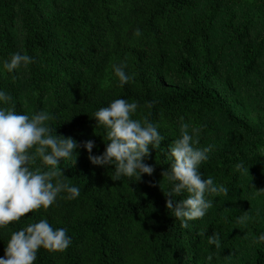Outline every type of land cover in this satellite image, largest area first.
I'll use <instances>...</instances> for the list:
<instances>
[{
	"label": "trees",
	"instance_id": "1",
	"mask_svg": "<svg viewBox=\"0 0 264 264\" xmlns=\"http://www.w3.org/2000/svg\"><path fill=\"white\" fill-rule=\"evenodd\" d=\"M17 52L33 62L8 73L2 64ZM120 64L131 77L123 86L113 73ZM260 82L264 0H0V90L12 97L0 106L29 117L44 111L57 136L80 145L58 165L80 195L62 193L47 210L0 229V257L11 232L47 219L67 230L71 244L63 252L38 250L34 264H203L210 256L220 264H264V244L252 243L264 233ZM238 91L258 114L255 125L229 104ZM115 99L137 102L133 119L156 124L164 137L144 160L152 175L138 181L116 180L83 147L92 140V155L104 152L93 115ZM182 123L190 133L199 129L197 147H211L202 178L227 189L188 228L166 208L169 185L161 175ZM30 166L46 167L39 157ZM244 212L249 219L238 225ZM213 233L219 239L209 243Z\"/></svg>",
	"mask_w": 264,
	"mask_h": 264
},
{
	"label": "clouds",
	"instance_id": "2",
	"mask_svg": "<svg viewBox=\"0 0 264 264\" xmlns=\"http://www.w3.org/2000/svg\"><path fill=\"white\" fill-rule=\"evenodd\" d=\"M134 35L139 37L140 30L136 29ZM32 62L33 57L17 52L5 60L2 67L8 73H13ZM124 68V64L113 66V73L121 86L131 80ZM11 101L12 97L0 90V105ZM137 109V102L124 99H115L108 106L101 107L93 118L97 122L96 127L103 129L107 140L104 141V152L92 155L94 141L83 142L91 164L111 166L116 180L128 177L138 181L143 175L151 176L154 169L144 160L150 148L159 149L164 140L156 124L147 119L143 122L133 119ZM49 119L44 111L29 117L17 113L13 107L0 106V229L19 221L33 210H47L62 193L69 200L80 195V189L69 185L58 167L64 160L76 157L78 153L75 150L80 145L71 137L57 136L56 129L47 123ZM198 132L199 129L193 128L190 133L187 123L180 125L179 138L169 146L166 157L170 167L161 174L169 185L167 193L164 192L169 197L166 208L175 220L180 221L182 228H188L189 221L201 219L208 213L213 207L210 198L213 194L227 193V189L215 185L211 177L202 178L199 166L208 160L211 147L196 146L199 144ZM37 157L46 166L43 170L30 166ZM235 167L240 171L245 170L243 163H237ZM185 193L187 195L183 199L176 198ZM248 219L247 212H244L235 222L244 224ZM218 239L216 233L208 237L209 243H215ZM252 243L264 244V233L259 234ZM70 244L71 237L66 229H54L47 219H40L11 232L0 264H34L38 250L63 252Z\"/></svg>",
	"mask_w": 264,
	"mask_h": 264
},
{
	"label": "rangeland",
	"instance_id": "3",
	"mask_svg": "<svg viewBox=\"0 0 264 264\" xmlns=\"http://www.w3.org/2000/svg\"><path fill=\"white\" fill-rule=\"evenodd\" d=\"M256 87V92H259L260 94L264 95V82H260L257 85H254ZM263 87V88H259ZM245 92L244 91H238L236 96L229 101V104L236 109L238 116L244 117L250 124L255 125L256 124V116L257 113H252L251 108L248 105V100L245 98ZM262 155L264 156V151H262ZM239 260L234 261L232 264H238ZM203 264H220L216 263L214 260H207Z\"/></svg>",
	"mask_w": 264,
	"mask_h": 264
}]
</instances>
